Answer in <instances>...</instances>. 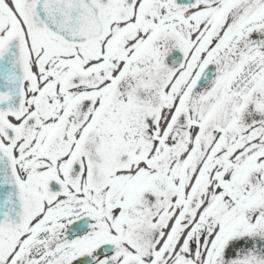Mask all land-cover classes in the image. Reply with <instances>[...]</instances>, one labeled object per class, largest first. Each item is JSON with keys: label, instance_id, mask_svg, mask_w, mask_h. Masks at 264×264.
I'll return each mask as SVG.
<instances>
[{"label": "snow or ice", "instance_id": "obj_1", "mask_svg": "<svg viewBox=\"0 0 264 264\" xmlns=\"http://www.w3.org/2000/svg\"><path fill=\"white\" fill-rule=\"evenodd\" d=\"M0 264H264V0H0Z\"/></svg>", "mask_w": 264, "mask_h": 264}]
</instances>
